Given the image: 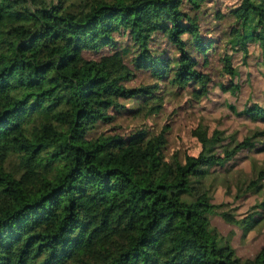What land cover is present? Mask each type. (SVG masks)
I'll use <instances>...</instances> for the list:
<instances>
[{
	"label": "trees",
	"instance_id": "trees-1",
	"mask_svg": "<svg viewBox=\"0 0 264 264\" xmlns=\"http://www.w3.org/2000/svg\"><path fill=\"white\" fill-rule=\"evenodd\" d=\"M205 2L0 0V264H264V247L242 259L211 224L216 216L245 237L261 220L264 168L255 162L248 178L236 177L234 199L263 197L248 220L213 200L217 180L231 178L249 157L243 153L264 154V129L239 140L237 132L198 126L199 151L169 158L167 127L154 137L91 138L99 124L112 123L121 100L157 103L164 80L181 91L196 88L197 99L208 96L211 78L192 50L206 61L214 44L183 10L198 12ZM238 2L219 85L232 97L242 88L233 56L240 53L247 66L253 45L264 65V0ZM123 33L136 47L132 67L117 50ZM158 35L174 59L153 55ZM105 49L113 53L84 56ZM136 71L155 83L127 88ZM155 103L150 115L162 108ZM228 108L264 125V101L248 96L240 110Z\"/></svg>",
	"mask_w": 264,
	"mask_h": 264
},
{
	"label": "rangeland",
	"instance_id": "rangeland-1",
	"mask_svg": "<svg viewBox=\"0 0 264 264\" xmlns=\"http://www.w3.org/2000/svg\"><path fill=\"white\" fill-rule=\"evenodd\" d=\"M238 3V0H207L198 12L189 11L187 7H183L184 11H188L190 15L197 18L201 37L212 40L214 44L207 54L206 61L195 49L192 50V55L199 63V69L211 78L207 97L197 99L194 94L196 88L181 91L169 80H164L159 83L157 103L146 101L143 97L121 100L123 109L119 112H111L114 116L112 123L99 124L91 133V138L102 134L128 138L139 131H145L148 137H154L167 127L166 145L163 151L169 158L174 153L196 154L199 151V144L192 137L193 129L198 126L210 129L219 127L227 134L237 132L239 140L256 129H264L261 123H252L245 118L234 116L228 108V105L232 104L240 110L248 96L256 101H264V65L258 50L253 45L249 46L250 56L247 66L241 64L240 53L233 56L234 65L240 70L238 82L242 85L241 93L232 97L219 90V85L226 81L221 72V58L225 53L229 30L234 25L231 11L237 7ZM116 40L117 50L121 53L124 62L132 67L131 59L136 47L129 41L127 34L118 35ZM151 50L154 56H167L173 59L176 57L175 49L161 35L155 38ZM112 53V50L105 49L100 53H85L84 56L90 60H97L101 56ZM134 74L133 80L126 83L127 88H138L155 83L146 72L136 71ZM154 103L160 104L162 108L157 114L150 115L148 109ZM246 155L249 157L241 159L242 162L240 161L238 167L234 169L236 172L232 173L231 178H226L227 183L218 179L214 190V204H229L235 209L238 221L248 220V213L263 199L253 194H247L238 200L234 199L238 173H241L239 179L242 181L251 174L252 162L264 168L263 153H243L241 156ZM227 189L230 194L226 192ZM257 216L261 217V220L245 237H242L240 227L227 224L216 216L212 218L211 224L224 241L230 238L231 246L238 257L251 259L264 247V214L259 211Z\"/></svg>",
	"mask_w": 264,
	"mask_h": 264
}]
</instances>
